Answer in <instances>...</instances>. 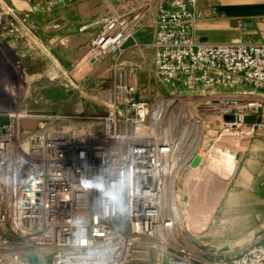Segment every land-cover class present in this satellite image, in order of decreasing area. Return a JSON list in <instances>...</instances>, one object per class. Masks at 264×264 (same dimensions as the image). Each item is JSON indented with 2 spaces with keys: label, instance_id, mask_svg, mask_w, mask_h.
<instances>
[{
  "label": "built area",
  "instance_id": "obj_1",
  "mask_svg": "<svg viewBox=\"0 0 264 264\" xmlns=\"http://www.w3.org/2000/svg\"><path fill=\"white\" fill-rule=\"evenodd\" d=\"M162 1L151 43L157 76L176 93L201 87L237 106L241 122L262 107L254 96L264 90V39L200 40L198 0ZM138 17H106L88 59L124 55ZM31 20L25 12L22 22L36 28ZM114 79L106 92L109 113L91 130L59 118L22 130L15 111L0 120V264H33L29 252L45 264H153L135 249L172 253L175 224L161 180L174 143L144 134L152 108L138 94L136 68L118 65ZM23 245L46 248L51 262L21 251ZM172 254L174 264H195L185 250ZM207 264H264V238Z\"/></svg>",
  "mask_w": 264,
  "mask_h": 264
},
{
  "label": "rangeland",
  "instance_id": "obj_2",
  "mask_svg": "<svg viewBox=\"0 0 264 264\" xmlns=\"http://www.w3.org/2000/svg\"><path fill=\"white\" fill-rule=\"evenodd\" d=\"M12 12L13 10L8 7L5 0L4 2L0 0V120H9V112L15 111L20 115L17 121H19L22 130L36 129L52 118H59L61 122L71 120L73 123H70V125L73 127L88 126L90 123L99 122L107 116L110 110L107 104L106 92L112 89L116 68L118 65L135 67L138 94L141 98L149 101L152 109L156 108L158 99L161 96L175 98V104L173 103L166 112L165 121H168V132H165L166 123L164 124L163 121L153 127V130L149 121L147 124L148 129L144 130L146 136H155L159 140L170 142L169 140L177 139L186 129L193 139L198 131L192 120L193 114L203 119L206 126L202 147L197 153L202 155L201 163L198 166H192L191 158L183 170L182 176L176 182L178 199L185 216V222L175 225V229L170 234L168 242L173 246L169 248L170 251L175 253L179 249L185 250L190 253L193 263L207 264L216 258L233 255L248 247L249 244L246 243V239L251 236L250 233L230 239L225 233H215V229L212 232H209V230L200 232L201 228L197 227L198 223H205L212 219L215 213L217 215L222 202L216 211L189 215L187 207L190 202L184 191V183L187 181L191 169L202 171L207 169V158L213 145L217 143L229 145L228 140H219L228 123H239L246 126L239 119L238 113L240 111L237 106L225 105L220 101L221 98L210 95L207 90L201 87L191 92H174L172 87L157 76L154 68L153 51L148 48L149 46H145L146 48L137 46L139 48L120 56L118 53L110 54L104 61L109 57L110 59L106 62L103 61L104 63L97 61L94 67H91L94 75L92 81L90 78L80 79L79 75L74 77V74H71L69 69L64 67L63 58H60L57 49L52 47L51 50L49 48L54 59L58 60L64 69L63 74L54 78L51 75L53 71L52 62L44 55L42 47H36L32 44L30 34L41 40L46 47L52 46L51 40L39 36L37 27L32 28L30 24L22 22L23 15L16 16L19 18L16 19ZM10 43L15 45L12 50ZM88 55L85 56V61L88 59ZM12 72L14 75H12ZM23 73L30 79L28 81V94H25L26 87ZM9 86L17 93L15 95L17 104L7 93ZM256 93L264 94V90H259ZM6 96H8V99L5 98ZM254 97L263 98L264 95ZM212 116L217 119L213 120ZM248 132L252 134L249 128ZM246 146L238 145L235 142L232 146L225 148H228L237 156V152L244 150ZM171 212L174 213L173 209H171ZM216 215L215 219L217 218ZM212 225L213 228L216 226L215 223ZM208 227L209 225L203 227V230ZM172 235L173 237H171ZM22 241L25 240L21 239ZM31 249L41 253L47 263L51 262V255L47 253L46 248L26 245L20 248L21 251ZM159 252L156 248L143 249L139 247L135 249L134 254L138 259L148 260L153 264H174L175 256L172 253L161 255ZM2 256L3 254H0V257ZM140 262L143 264L144 261Z\"/></svg>",
  "mask_w": 264,
  "mask_h": 264
},
{
  "label": "crops",
  "instance_id": "obj_3",
  "mask_svg": "<svg viewBox=\"0 0 264 264\" xmlns=\"http://www.w3.org/2000/svg\"><path fill=\"white\" fill-rule=\"evenodd\" d=\"M51 1L5 0L15 17L32 12L31 21L37 25L39 36L51 40L52 46L47 48L57 49L64 67L74 77L79 75L80 79L92 81L91 67L97 62L85 61V56L108 16H139L133 36L126 43L125 54L139 48L137 46H149L153 51L151 43L158 12L164 4L162 0H59L52 4ZM195 16L194 32L200 40L264 39V0H198ZM9 45L11 50L15 46ZM260 95L264 94L256 93L255 96ZM256 99L263 101V106L245 115L243 123L252 135L246 148L237 152L234 174L217 215L215 213L217 218L214 215L197 225L200 232L215 229V233H225L230 239L250 233L246 239L249 245L264 238V97ZM207 225L209 227L203 230Z\"/></svg>",
  "mask_w": 264,
  "mask_h": 264
},
{
  "label": "bare ground",
  "instance_id": "obj_4",
  "mask_svg": "<svg viewBox=\"0 0 264 264\" xmlns=\"http://www.w3.org/2000/svg\"><path fill=\"white\" fill-rule=\"evenodd\" d=\"M30 41L36 47H42V51L44 52V55L47 57L48 60H50V62H52L53 65V71L51 72L52 77L55 78L64 73V69L60 65L59 61L54 59V56L52 55L51 51L45 45H43L41 40L35 38L32 34H30ZM22 75L25 78V87H26L25 94H28L29 93L28 81L30 79L26 75H24V73ZM10 88L11 87L9 86L7 89V93L8 95H10L12 99H14V103H16L15 95L17 93ZM230 96L236 97L232 95ZM174 101H175L174 97L161 96L158 99L156 108L152 109V115H151L152 130L153 127H155L157 124L163 121L164 124L166 123V126L164 125L165 132H168V121H165L166 112L168 108H170V106L174 103ZM153 114H154V119H153ZM212 119L215 120L217 118L212 116ZM192 120L194 121L195 125L198 128L197 134L195 137H193V139L191 138V136H189L187 130L185 129L177 139L169 140L170 142L165 141L168 143H174V148L172 149V155L170 156V158L164 161L165 167L163 166L164 167L163 172H165L164 177L161 180L162 191H163V205L170 212L171 209H173L174 213L172 212L171 213L173 215L175 225H177L178 223L185 222L184 219L185 216L181 210L182 208L179 203L178 194H177L178 192L176 189L177 179L182 176L183 170L186 168L190 159L195 157L196 154L199 152L205 137L206 126L203 119H200L196 114H193ZM93 125L94 124L88 126V128H86V126H80V127L76 126L74 128L77 131L78 130L81 131L84 128L85 130H91L94 128ZM251 135L252 134L248 132V128L244 126V124L228 123L225 132L222 134L219 140L226 139L229 141L227 142L229 145L223 143H217L213 145V147L210 150L209 156L207 158L208 164L210 160L213 158L223 157L221 155H225L230 157L231 159H234L235 153H232L228 148L225 147H230L235 142L238 143V145L246 146ZM227 185H228V181L219 179L208 171V165H207V169L204 171L200 169L197 170L191 169L188 179L184 183V189H185L184 191L186 192L187 199L190 202L188 203L189 206L187 207L188 210L187 213H189V215H195L201 212L216 211L225 195ZM171 237H173V235Z\"/></svg>",
  "mask_w": 264,
  "mask_h": 264
},
{
  "label": "water",
  "instance_id": "obj_5",
  "mask_svg": "<svg viewBox=\"0 0 264 264\" xmlns=\"http://www.w3.org/2000/svg\"><path fill=\"white\" fill-rule=\"evenodd\" d=\"M201 160L202 155L197 154L192 158L191 165L198 166L201 163ZM235 165L236 156L233 160L228 157L213 158L208 164V171L219 179L229 181L234 174ZM27 256L33 264H45L40 255L37 253L29 252Z\"/></svg>",
  "mask_w": 264,
  "mask_h": 264
}]
</instances>
